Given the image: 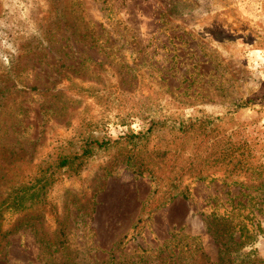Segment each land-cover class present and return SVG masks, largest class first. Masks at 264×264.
I'll return each instance as SVG.
<instances>
[{
  "label": "rangeland",
  "instance_id": "obj_1",
  "mask_svg": "<svg viewBox=\"0 0 264 264\" xmlns=\"http://www.w3.org/2000/svg\"><path fill=\"white\" fill-rule=\"evenodd\" d=\"M193 114L264 163V0H0V201L52 147ZM139 172L117 151L61 170L5 215L0 264H130L186 241L203 264H264V170L186 176L173 199L167 174Z\"/></svg>",
  "mask_w": 264,
  "mask_h": 264
},
{
  "label": "trees",
  "instance_id": "obj_2",
  "mask_svg": "<svg viewBox=\"0 0 264 264\" xmlns=\"http://www.w3.org/2000/svg\"><path fill=\"white\" fill-rule=\"evenodd\" d=\"M227 123L223 117L206 114L179 116L176 119L153 116L148 119L145 129L130 132L117 140L101 138L91 133L80 135L78 142L74 144L70 142V151H64L63 143L52 147L49 160H43L37 166L38 172L31 180L12 187L0 201V227L8 212L25 213V210L38 202L41 192L50 189L59 180L61 170L77 171L97 152L117 151L128 164L136 166L139 173L148 172L154 180L167 174L168 181H172L169 190L171 199L175 197L174 192L178 191L183 178L189 176L203 179L208 170L218 171L228 178L251 173L263 174L261 171L264 170V163L259 161L257 153L252 152L251 143L247 139H234L238 134L233 128L227 130ZM89 126L92 124L89 123ZM192 149L197 150L194 153L188 152ZM219 219L222 224L228 221ZM236 228L229 227L227 232L230 233ZM245 229L247 228L244 225L238 228L240 232ZM184 246L187 248L181 247L177 253H166L165 249L171 245L164 250H158L157 254L150 251L149 254L130 260V264H203L204 254L200 248L194 245L192 249L193 244L189 245L187 241ZM176 255L180 260L178 263L174 260ZM227 255V251L222 252L221 259H225ZM231 263L233 262L229 264Z\"/></svg>",
  "mask_w": 264,
  "mask_h": 264
}]
</instances>
